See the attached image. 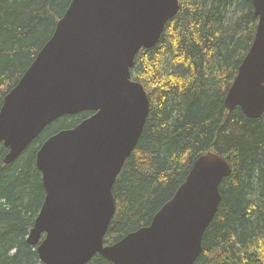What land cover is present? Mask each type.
Here are the masks:
<instances>
[{
  "label": "water",
  "instance_id": "1",
  "mask_svg": "<svg viewBox=\"0 0 264 264\" xmlns=\"http://www.w3.org/2000/svg\"><path fill=\"white\" fill-rule=\"evenodd\" d=\"M253 43L226 93L228 113L264 115V0H252ZM178 0H72L0 110L5 165L48 127L89 113L44 141L35 166L45 192L26 243L40 264H194L220 204L229 163L199 156L173 197L149 226L113 245L104 238L114 218L112 188L149 115L141 84L131 80L135 58L156 46Z\"/></svg>",
  "mask_w": 264,
  "mask_h": 264
},
{
  "label": "trees",
  "instance_id": "2",
  "mask_svg": "<svg viewBox=\"0 0 264 264\" xmlns=\"http://www.w3.org/2000/svg\"><path fill=\"white\" fill-rule=\"evenodd\" d=\"M72 0H0V110ZM156 46L135 58L131 80L150 108L141 136L112 188L115 214L104 238L113 245L150 225L193 162L213 153L231 166L221 201L194 264H264V115L228 113L224 99L255 36L252 0H178ZM89 113L46 128L11 164L0 144V264H40L26 238L45 192L36 153L55 133ZM87 264H111L94 256Z\"/></svg>",
  "mask_w": 264,
  "mask_h": 264
},
{
  "label": "flooded vegetation",
  "instance_id": "3",
  "mask_svg": "<svg viewBox=\"0 0 264 264\" xmlns=\"http://www.w3.org/2000/svg\"><path fill=\"white\" fill-rule=\"evenodd\" d=\"M110 246V245H109ZM34 249V248H33Z\"/></svg>",
  "mask_w": 264,
  "mask_h": 264
},
{
  "label": "bare ground",
  "instance_id": "4",
  "mask_svg": "<svg viewBox=\"0 0 264 264\" xmlns=\"http://www.w3.org/2000/svg\"><path fill=\"white\" fill-rule=\"evenodd\" d=\"M225 109V108H224Z\"/></svg>",
  "mask_w": 264,
  "mask_h": 264
}]
</instances>
